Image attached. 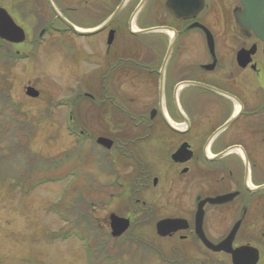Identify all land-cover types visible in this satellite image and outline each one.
<instances>
[{
  "label": "rangeland",
  "instance_id": "1",
  "mask_svg": "<svg viewBox=\"0 0 264 264\" xmlns=\"http://www.w3.org/2000/svg\"><path fill=\"white\" fill-rule=\"evenodd\" d=\"M43 3L0 0L26 31L18 45L0 38V264L211 263L196 235L178 245L159 235L156 224L168 217L193 223L197 196L205 199L220 187L208 183L195 163L181 176L165 151L126 155V143L115 141L124 113L112 109L103 89L96 100L85 97L90 90L80 83L90 80L78 73L73 52L57 40H36L46 21L38 15ZM28 9L33 21L26 19ZM28 87L38 97L28 95ZM136 93L129 90L135 100L126 105L134 115L141 109ZM102 136L114 147L98 145ZM142 205L154 213L151 219L145 220ZM216 210L209 209L206 222L214 230L207 233L211 241L222 235ZM112 213L131 220L119 243L111 238ZM83 214L91 225L78 221ZM256 240L264 241L260 234Z\"/></svg>",
  "mask_w": 264,
  "mask_h": 264
},
{
  "label": "flooded vegetation",
  "instance_id": "2",
  "mask_svg": "<svg viewBox=\"0 0 264 264\" xmlns=\"http://www.w3.org/2000/svg\"><path fill=\"white\" fill-rule=\"evenodd\" d=\"M193 2L44 0L38 15L46 21L36 40H57L73 52L78 73L90 80H79L91 92L85 97L96 100L103 89L112 109L124 113L127 156L165 151L181 176L194 163L203 168V178L220 187L207 197L235 193L229 202L206 204L205 234L214 231L212 223L206 225L214 207L222 235L212 242L224 240L239 223L232 247L258 249L257 264H264V241H254L255 234L264 240V41L238 24L240 0ZM33 14L27 10V21ZM253 48L249 64L240 66L238 54ZM83 64L89 67L85 74ZM130 89L139 95L137 115L126 108L135 100ZM183 145L192 158L176 162L172 155ZM188 222L187 230L169 236L178 245L196 235L194 221ZM201 244L207 263L233 264L231 253Z\"/></svg>",
  "mask_w": 264,
  "mask_h": 264
},
{
  "label": "water",
  "instance_id": "3",
  "mask_svg": "<svg viewBox=\"0 0 264 264\" xmlns=\"http://www.w3.org/2000/svg\"><path fill=\"white\" fill-rule=\"evenodd\" d=\"M198 1L200 0H194L193 3L196 4ZM240 2L241 8L235 14L238 24L243 30L254 33L259 39L264 41V0H240ZM71 26L76 28L73 25ZM0 38L12 43H22L26 39L25 30L15 22L10 13L3 7H0ZM254 52V48L249 51L242 50L238 54L239 65L244 67L249 64ZM27 93L32 97H38L39 95V92L33 87H28ZM97 143L106 149H110L113 146L114 141L102 136L97 139ZM219 156L221 155H218V157ZM172 158L176 162L185 163L192 158V152L187 150L186 146L183 145L172 155ZM156 183L157 179L154 180V184ZM234 196L235 193H229L214 198L208 197L200 200L195 214V233L208 248L217 252L226 251L231 253L233 264H256L259 260V251L256 248L252 246H241L234 249L232 247L235 234L239 228V223H237L230 234L218 244L211 242L203 230L205 205L208 202L212 204L228 202L232 200ZM198 199H200V197ZM130 226L131 220L129 218L118 216L115 213L110 215V228L113 237L117 238L122 236L128 231ZM188 228L189 223L184 218H164L159 220L156 224L157 233L163 237L170 236L178 230H185Z\"/></svg>",
  "mask_w": 264,
  "mask_h": 264
},
{
  "label": "trees",
  "instance_id": "4",
  "mask_svg": "<svg viewBox=\"0 0 264 264\" xmlns=\"http://www.w3.org/2000/svg\"><path fill=\"white\" fill-rule=\"evenodd\" d=\"M115 141H116V143L119 142V144H121V141H122V143H123V137L120 136L119 139H116ZM119 146L122 147V145H119ZM52 161H55V162H56V159H53ZM141 182H143L144 184H145V183H148V179H144V180H142ZM143 210H144V212H145L144 215H146L145 220H149V219H151V217H153V214H154V213L152 214V212H151L148 208H146L145 205H142V210H141V211H143ZM85 219H86V221H87V224H90V225H91V222H89V221L87 220L85 214L80 215L79 218H78V221H79V222H82V221H84ZM91 227H92V226H91ZM120 241H122V238H120V239H115V242H118V243H119ZM105 242L107 243V242H109V241L106 240Z\"/></svg>",
  "mask_w": 264,
  "mask_h": 264
}]
</instances>
